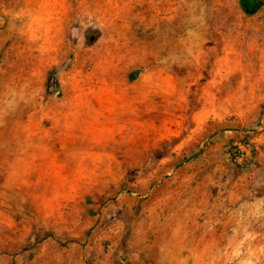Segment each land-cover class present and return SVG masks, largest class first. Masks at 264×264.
I'll return each mask as SVG.
<instances>
[{
	"label": "rangeland",
	"instance_id": "obj_1",
	"mask_svg": "<svg viewBox=\"0 0 264 264\" xmlns=\"http://www.w3.org/2000/svg\"><path fill=\"white\" fill-rule=\"evenodd\" d=\"M169 1L0 0V264H264V6Z\"/></svg>",
	"mask_w": 264,
	"mask_h": 264
},
{
	"label": "bare ground",
	"instance_id": "obj_2",
	"mask_svg": "<svg viewBox=\"0 0 264 264\" xmlns=\"http://www.w3.org/2000/svg\"><path fill=\"white\" fill-rule=\"evenodd\" d=\"M174 3L170 2L169 0H160V2L158 3V5L162 6L163 11L165 10V8L167 6H172ZM100 7L95 4L94 6V12L99 9ZM200 17L196 18V21L198 23H200V25L198 27H196L194 30L189 31L188 32V39H187V43L185 44L186 46H184V50H182V53H184V55H186V57H193L195 59V62L202 60V59H207V60H211L214 59V54L216 53L214 51V47H212V37L207 35L205 29H204V22L202 19V16L197 13ZM196 15V14H195ZM185 22L180 20V25H183ZM128 36H126V34L123 35V38H127ZM130 41L132 42V47H127L126 49H124L123 47L120 48H116L115 50V56L114 59L115 60H119V62L123 61L125 62V65L128 67L130 65H132L134 58H123L124 55H126L127 53H135V54H140L143 53L144 49H146V54L143 56L144 61H146L147 63H150V47L148 48L146 43H144L143 41H139L137 40V42L133 39L130 38ZM142 47H140L139 44H143ZM148 52V53H147ZM223 52H225V50H223ZM175 53V50L173 51H169V55H173ZM112 63L113 61L110 60ZM170 69H169V73H170ZM123 83V82H122Z\"/></svg>",
	"mask_w": 264,
	"mask_h": 264
},
{
	"label": "trees",
	"instance_id": "obj_3",
	"mask_svg": "<svg viewBox=\"0 0 264 264\" xmlns=\"http://www.w3.org/2000/svg\"><path fill=\"white\" fill-rule=\"evenodd\" d=\"M238 3L242 11L247 15L255 14L261 7L264 6V0H238ZM244 145L249 148L250 156L246 160H243L240 164L237 162L238 159L245 157V152L240 150L238 146L229 145L227 149L228 156L230 157L231 162L235 166L247 167L249 161H252L254 156V150L249 146L248 141L245 140Z\"/></svg>",
	"mask_w": 264,
	"mask_h": 264
}]
</instances>
